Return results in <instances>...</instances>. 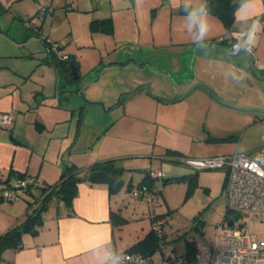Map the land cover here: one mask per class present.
Returning <instances> with one entry per match:
<instances>
[{
	"label": "crops",
	"instance_id": "obj_1",
	"mask_svg": "<svg viewBox=\"0 0 264 264\" xmlns=\"http://www.w3.org/2000/svg\"><path fill=\"white\" fill-rule=\"evenodd\" d=\"M75 1L77 5L73 9L79 10L83 7V11L91 15L90 19H111L112 32L109 35L105 34L109 41L104 44L106 48L111 47L112 52L117 55L110 60L111 64H134L145 67L151 60L153 66L159 68L160 65L175 60L172 69L169 70L173 83L165 94L171 95L188 87L191 81H179L180 77L177 78L174 72L179 73L180 67H177V64L185 69V64L191 63L195 71L192 81L208 84L225 99L238 105L264 106V70H258L255 66L264 63V30L258 34L252 56L242 53L230 56L226 48L234 40L233 34L241 28L236 17L228 29L218 17L211 14L213 31L209 46L198 48L194 46L183 28L184 13L181 0H88L87 10L85 6H80V1ZM43 7L44 12L39 13L44 16L42 24H38L36 20L39 9L34 10L35 15L32 14L26 19L21 15L11 17L10 20L7 18L8 23H14L9 27L15 28L14 34L8 33L9 37L12 40L16 37L21 38V41H16L15 44L12 42L14 45H20L30 38V29L41 31L44 37H49L51 26L43 28L42 25L52 22L55 10L51 6V9L48 6ZM257 11L262 13L258 18L264 24V18L261 19V16H264V7H258ZM69 34L74 39L72 30ZM228 35V40L222 45L221 42ZM166 56L171 59L165 61ZM204 61L209 65L208 71L206 72V69V73L204 72L206 75L196 68L197 63ZM77 65L78 72L80 70L81 73L79 61ZM44 67H49L53 72L50 73L49 69ZM240 68H243L248 76L237 84L229 77ZM33 69L40 83L46 82L47 85L50 83L51 92L45 91L43 86L38 88L39 85L30 91L26 86L30 74L23 75L12 70L7 64H0V114L5 113L11 117L8 124L0 125V187L4 181H12L16 175L23 177L27 183V187L16 200L0 199V233L24 220L26 213L31 212L39 204L44 187L60 181L65 166L73 164L86 169L93 163L107 159H116L118 162L119 158L116 155L105 154L101 148L104 133L100 132L102 130L97 128L98 131L93 129L92 132H88L89 128L84 124L85 113L94 106V100L86 94L82 96L90 101L83 99L80 87L71 85L75 81L62 83L59 69L52 62L51 56H45ZM7 70L12 73H7ZM143 81L147 80L142 77L136 78L121 90L130 89ZM145 89L139 87L137 90L145 97H149L150 94ZM193 90H198V94L203 95L210 104L221 108L220 110L240 114L233 115L234 123L236 121L237 125L232 126V122L228 123L229 130L220 134L221 137L238 143L231 152L221 154H231L236 148L242 151L239 142L245 137L244 128H253V135H258L260 140L257 146L245 151L264 146L261 142L264 133L258 132L254 127L255 124L262 123L264 116L225 108L216 103L203 86H197ZM154 91L163 93V90ZM36 94L37 96L40 94L41 98L50 97L49 102L45 99L35 104ZM174 157L180 160L175 161ZM181 158L183 157L163 155L164 163L161 167L164 168H156L162 171L159 178H176L195 173L191 167L181 162ZM119 166L124 169L123 164ZM224 184L225 181L223 190ZM146 192L147 190L138 187L131 196L148 197ZM120 200L119 195L110 192L105 182L79 181L73 188L69 202L58 199L54 212L47 209L48 212L41 213V224L36 228L35 234H23L19 247L6 248L2 251L0 264H99L113 246L117 250L128 249L144 238L150 229L147 233L143 230L137 237H131V240L124 239L117 231L121 228V223L127 220L123 216L124 207ZM155 217L150 219V228ZM158 248L150 256L156 261L162 254L167 253L159 245Z\"/></svg>",
	"mask_w": 264,
	"mask_h": 264
},
{
	"label": "rangeland",
	"instance_id": "obj_2",
	"mask_svg": "<svg viewBox=\"0 0 264 264\" xmlns=\"http://www.w3.org/2000/svg\"><path fill=\"white\" fill-rule=\"evenodd\" d=\"M78 1L80 6H85L87 10L88 0ZM76 5L75 0H0V64L9 65L17 73L30 74L26 82L30 91L39 85L38 88L43 86L45 91L51 92L50 83H40L33 73L37 62L45 56H50L49 46L43 42L44 35L37 31V34H31L25 42L14 45L16 41H21V38L12 40L9 37L8 33L14 34L15 28L9 27L14 23H8L7 18L10 20L11 17L21 15L26 19L40 6L54 8L55 17L52 22L42 25L43 28L51 26L49 37L46 38L62 45L58 54L67 53L80 62V78L71 85L76 88L79 86L81 96L86 94L95 102L85 113L84 124L89 128L88 132L93 129L98 131L97 128L104 132L101 148L105 154L119 156L117 163L124 166L121 175L124 180L114 194L119 195L124 207L123 216L127 220L121 223V228L117 229L118 233L123 235L124 239L131 240V237H137L143 230L147 233L150 229V219L159 216L164 220L161 249L165 252L174 250L177 255H185L188 244H192L199 251L207 249L213 240L217 225L228 216L234 217L236 222L246 221L248 228L257 233L259 239H264V222H250L244 212L241 213L243 217L228 213L222 188L227 175L225 169L194 170L195 183L190 189L185 177L155 179L152 182L154 191L146 192L148 197L131 196L139 187L138 184L143 180L146 171L164 168L161 167L164 163L162 156L170 151L183 158H201L231 152L238 141L221 137L220 134L229 130L228 123L237 125L233 115L240 114L220 110L221 108L210 104L203 95L198 94V90H192L185 97L173 102L155 97L154 95L169 96L165 92H168L173 83L169 70L175 60L169 61L171 58L166 56L165 61L169 62L159 68L153 66L151 60L145 67L111 64L110 60L117 55L112 52L111 47L106 48L104 45L109 41L106 38L109 34L90 31L88 20L91 15H87L83 7L79 10L73 9ZM36 16L38 24H42L44 16L37 13ZM38 29L40 30V25ZM71 30L74 39L69 34ZM60 55H57V58ZM208 66L206 61L196 64V68L203 73L206 69V72L208 71ZM177 67H180L178 72L184 69L180 64H177ZM44 68L49 69L50 73L53 72L49 67ZM176 72L174 73L178 78ZM139 77L147 81L121 90ZM138 85H141L140 89L146 88L150 96L145 97L140 94V90L130 94ZM154 89L163 90V93L155 92ZM49 98H41L40 94H36L35 104L45 99L49 102ZM82 98L85 99L84 96ZM75 113L77 116V112ZM254 127L258 132L264 133V122L255 124ZM252 130L253 128L243 129L245 137L239 142L242 151L260 143L259 136H254ZM261 142L264 144V139ZM148 174L152 177L150 172ZM57 203L58 199L52 198L49 200V206L42 212H54Z\"/></svg>",
	"mask_w": 264,
	"mask_h": 264
},
{
	"label": "built area",
	"instance_id": "obj_3",
	"mask_svg": "<svg viewBox=\"0 0 264 264\" xmlns=\"http://www.w3.org/2000/svg\"><path fill=\"white\" fill-rule=\"evenodd\" d=\"M38 9V15L45 10L43 6ZM233 43L234 40L226 48L230 56L238 55L237 52L230 51ZM58 47L59 44L49 41V49L60 55ZM253 54L254 50L250 56ZM60 57L66 58V54H61ZM255 66L258 70H264V63ZM10 119V115L0 114V125L8 124ZM181 162L193 170L225 169L227 175L223 193L228 213L243 217L241 213L244 212L250 222H264V146L252 151H239L236 148L231 154L201 158L184 157ZM150 173L152 177L157 178L162 175V171L158 169L151 170ZM26 187L25 179L16 177L0 188V199L16 200ZM163 223L162 217H155L152 221L151 229L157 237L163 235ZM123 253L125 264H264V239H259L257 233L248 228L246 221L236 222L234 217L226 216L217 225L209 247L203 251L197 250L192 259L177 255L174 250L162 254L157 261L134 251Z\"/></svg>",
	"mask_w": 264,
	"mask_h": 264
},
{
	"label": "trees",
	"instance_id": "obj_4",
	"mask_svg": "<svg viewBox=\"0 0 264 264\" xmlns=\"http://www.w3.org/2000/svg\"><path fill=\"white\" fill-rule=\"evenodd\" d=\"M207 3L211 9V14L218 17L224 23V25L228 29H230L235 19L234 13L239 4V0H207ZM262 18H264V16H261V19ZM89 30L92 32L100 31L107 32L108 34H110L112 32L111 19H92L89 22ZM33 33L37 34V31H33L32 29H30L29 35ZM228 38L229 35L221 42V44L223 45L224 42L228 40ZM43 41L46 43L47 46H49V41L46 37H43ZM58 49L61 50V45H59ZM49 52L52 62H54L59 69L63 84L65 82H76L79 80L80 77H78L77 79H72L71 77L70 63L73 62L74 65H77V61L73 56L67 54L66 58H56L58 56L55 52L50 49ZM167 155L181 157V155L173 151H170V153H167ZM174 159L175 161L180 160L177 157H174ZM122 172L123 168L117 164L116 159H107L101 162H96L86 169H81L80 167H77L73 164L65 166L62 171L60 181L55 184L44 187L42 196L38 201L39 204L36 205V207H34L31 212L26 213V217L24 218V220H22V223L11 225L4 232L0 233V255L2 251L6 248L19 247L21 245V239L23 234H35L37 230L36 228L41 224V213L47 208L49 200L56 197L57 199H63L69 202L71 194L73 192V188L81 180H88L90 182H105L108 185L110 192L114 193L119 189L122 184ZM148 172L145 173L143 180L138 184V186L139 188H142L147 191H154L152 189V182L157 177H150ZM192 175L194 176L188 175L176 178L185 177L188 180V188L190 189L195 183L193 177H195L196 174L193 173ZM16 177L23 178L20 175H16L15 178ZM9 183V180L4 181V184L0 188ZM46 190L49 191L45 193ZM69 207L71 209V206ZM161 237H157L153 230L150 228V231L144 236V238L140 239L124 251H134L144 256L150 257L152 253L155 252L158 245L161 243ZM196 251L197 250L192 244H188L186 254L181 256H185L189 259H192Z\"/></svg>",
	"mask_w": 264,
	"mask_h": 264
},
{
	"label": "clouds",
	"instance_id": "obj_5",
	"mask_svg": "<svg viewBox=\"0 0 264 264\" xmlns=\"http://www.w3.org/2000/svg\"><path fill=\"white\" fill-rule=\"evenodd\" d=\"M181 7L184 13L182 23L185 32L195 47L207 48L213 31V18L207 0H181ZM258 7H264V0H239L234 15L241 28L233 34L234 43L230 51H235L238 55L252 54L258 34L264 30V24L258 18L262 14L257 11ZM241 12L244 14L241 15ZM247 76L248 73L240 68L238 72L230 74L229 78L239 84ZM99 264H125L124 253L113 246Z\"/></svg>",
	"mask_w": 264,
	"mask_h": 264
},
{
	"label": "water",
	"instance_id": "obj_6",
	"mask_svg": "<svg viewBox=\"0 0 264 264\" xmlns=\"http://www.w3.org/2000/svg\"><path fill=\"white\" fill-rule=\"evenodd\" d=\"M70 68H71L72 79H77L79 77L78 66L74 65L73 62H71ZM178 75L180 77L179 81H187V82L191 81L186 89H184L182 91H176L169 96H162V95H154V96L161 98L164 101H173V100H176L178 98H181V97L188 95L195 87L203 86L207 89L209 95L214 99V101L216 103H218L219 105L225 107V108H228V109L233 110V111L241 112V113H252V114L264 116V106H261V105H238L236 103H233L232 101L225 99L221 94H219L217 91H215L208 84L201 82V81H192L195 77V71L192 68L191 63H186L185 69H183L182 72H179ZM140 86L141 85L134 87L130 91V93L136 91ZM262 122H264V120H262ZM231 222L232 221L230 220L229 224H231Z\"/></svg>",
	"mask_w": 264,
	"mask_h": 264
}]
</instances>
